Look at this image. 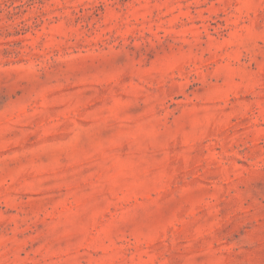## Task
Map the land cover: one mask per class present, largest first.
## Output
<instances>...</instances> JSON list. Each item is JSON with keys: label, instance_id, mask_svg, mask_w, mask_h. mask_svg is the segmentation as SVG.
<instances>
[{"label": "rangeland", "instance_id": "obj_1", "mask_svg": "<svg viewBox=\"0 0 264 264\" xmlns=\"http://www.w3.org/2000/svg\"><path fill=\"white\" fill-rule=\"evenodd\" d=\"M0 264H264V0H0Z\"/></svg>", "mask_w": 264, "mask_h": 264}]
</instances>
